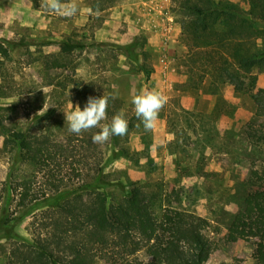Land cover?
Segmentation results:
<instances>
[{
	"label": "rangeland",
	"instance_id": "374dc122",
	"mask_svg": "<svg viewBox=\"0 0 264 264\" xmlns=\"http://www.w3.org/2000/svg\"><path fill=\"white\" fill-rule=\"evenodd\" d=\"M219 1L237 2L249 14L251 2L262 0ZM75 2L81 11L66 18L40 8V0H0V41L8 48L7 54L0 53V219H7L0 224V264L8 263L15 236H32V216L38 209L55 200L40 199L16 209L12 182L19 175H32L34 166L20 157L10 135L13 129L49 132L57 146L51 152L53 165L66 177L87 178L89 189L118 197L138 182L159 191L164 208L170 204L185 209L203 236V264H258L255 252L264 247V143L257 144L253 136L264 132V115L248 82L229 84L232 98L219 94V88L217 101L226 99L220 116L203 117L211 112L184 106L195 116H174L171 130L167 118L159 115L153 131L138 124L104 144L92 140L99 127L70 133L65 112L73 110L72 104L83 109L89 96L108 97L102 124L123 111L129 125L134 113L131 98L141 90L161 92L167 101L163 109L174 106L173 101L182 105L184 95L197 104L209 93L208 85L198 93L187 86L179 89L188 77V48L182 14L174 9L176 0ZM176 23L182 30L175 29ZM69 38L84 46L63 51L61 41ZM263 44L264 22L255 46ZM142 63L152 67L150 75L140 68ZM258 85L264 87V68ZM61 146L72 150L69 160H63ZM92 151L98 154L102 174L93 169ZM80 157L85 166L72 167L70 161ZM123 184L128 185L122 188ZM252 219L253 227H245L244 221ZM153 242L167 247V256L145 251V264H185L182 243L162 231ZM92 255L95 264H124L116 249L95 250Z\"/></svg>",
	"mask_w": 264,
	"mask_h": 264
},
{
	"label": "trees",
	"instance_id": "16d2710c",
	"mask_svg": "<svg viewBox=\"0 0 264 264\" xmlns=\"http://www.w3.org/2000/svg\"><path fill=\"white\" fill-rule=\"evenodd\" d=\"M118 1L100 0L103 5ZM95 5L101 6L98 1ZM174 9L182 14L183 36L188 48V77L179 89L189 87L198 93L208 85L209 92L218 93L222 83L239 85L247 81L251 96L264 115V87L258 85L259 73L264 68V44L262 48L255 46L257 31L264 22V0L251 2L250 15L237 2L223 4L219 0H176ZM61 46L63 51L70 52L84 44L69 38L62 40ZM0 53H8L2 41ZM139 66L150 75L152 67L146 63ZM173 102L174 106L159 113L167 118L170 130L176 123L174 116L179 117L181 113L195 116L194 111ZM225 103L226 99L219 97L212 114L202 113V116H220ZM129 123L128 130L138 124L144 126L135 112ZM10 135L20 157L34 166L32 175H19L12 182L16 209L31 207L40 199L50 202L53 197L55 200L32 216L31 237H14L7 264H95L92 252L100 249H116L124 264H145V251L154 256H167L169 249L153 242L161 231L184 245L181 258L185 264H203V236L185 209L170 204L163 207L159 191L146 189L138 182H132L129 193L118 197L109 196L101 189H89L87 178L80 181V176L79 180L66 177L53 165L51 152L57 146L49 132L13 129ZM253 137L257 144L264 143V132H256ZM60 149L63 160H69L70 147ZM92 152L96 157L93 169L102 174L98 154ZM84 160L80 157L70 163L72 167L75 163L84 167ZM76 173L81 174L80 170ZM127 185L123 184L122 188ZM6 221L0 219V224L5 225ZM261 223L264 225V217ZM244 226L251 229L253 219L245 220ZM255 257L258 264H264V247L257 248Z\"/></svg>",
	"mask_w": 264,
	"mask_h": 264
},
{
	"label": "clouds",
	"instance_id": "9594fccd",
	"mask_svg": "<svg viewBox=\"0 0 264 264\" xmlns=\"http://www.w3.org/2000/svg\"><path fill=\"white\" fill-rule=\"evenodd\" d=\"M40 8L66 18H71L81 11L75 0H40ZM96 14H99L97 8ZM44 91V90H43ZM45 93V91H44ZM115 98V97H113ZM135 115L142 121L146 131H153L159 118V113L167 103L164 95L156 89L141 90L131 98ZM46 107V103L44 108ZM73 110L65 112L68 131L81 134L93 128H100L92 136L93 143L104 144L113 135L124 136L128 131V121L123 111L115 114L110 123H101L106 119L108 97L89 96L83 109L77 104Z\"/></svg>",
	"mask_w": 264,
	"mask_h": 264
},
{
	"label": "crops",
	"instance_id": "0c3cea01",
	"mask_svg": "<svg viewBox=\"0 0 264 264\" xmlns=\"http://www.w3.org/2000/svg\"><path fill=\"white\" fill-rule=\"evenodd\" d=\"M146 2V1H145ZM148 3H151L148 1ZM149 16H147L148 18ZM163 17V16H161ZM175 29L182 30V27L175 26ZM229 84L231 83H223L221 85L220 88V93L221 95L225 96L226 98H232L233 94L232 92H230V86ZM233 85V84H232ZM229 90V92H227ZM217 98H218V93H211L208 91L199 99V102L196 104V100L194 99V101H192L191 97H188L187 95L183 96V106L187 107V108H195L196 106H198L199 108H201L202 110H206L207 112H212L216 106L217 103Z\"/></svg>",
	"mask_w": 264,
	"mask_h": 264
}]
</instances>
